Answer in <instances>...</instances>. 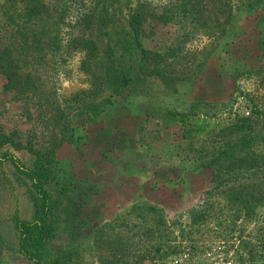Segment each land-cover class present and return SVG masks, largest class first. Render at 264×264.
Returning a JSON list of instances; mask_svg holds the SVG:
<instances>
[{
	"label": "rangeland",
	"instance_id": "1",
	"mask_svg": "<svg viewBox=\"0 0 264 264\" xmlns=\"http://www.w3.org/2000/svg\"><path fill=\"white\" fill-rule=\"evenodd\" d=\"M42 1L50 15L38 26L51 31L62 0ZM134 1L147 2L157 13L182 0ZM188 2L193 10L174 14L167 23L144 20L145 47L166 57L158 62L165 63L162 76L147 75L143 85L114 96L94 118L73 117L71 138L55 150V177L48 189L64 185L80 208L69 217H77L74 222L56 224L47 246L52 254L75 250L70 264H264V250L259 254L263 237H254L259 228L264 231V201L238 225L231 223V209L219 195L209 199L212 208L204 216L192 218L211 178L199 161L218 138L206 134L191 139L171 114H206L208 122L222 125L259 104L263 72L257 71L256 41L264 22V0L253 12L232 11L226 35L235 33L229 38L220 37L215 27L222 18L217 11L223 9L222 0ZM70 8L69 16L76 20L78 10L72 3ZM3 34L5 26L0 28ZM40 47L38 54L27 57L35 80L32 92L23 95L17 87H5L0 75V132L14 131L16 140L30 141L42 151L60 133L56 103L88 89L91 76L81 65L86 57L82 51L62 45L53 50L44 42ZM169 48L172 54L165 55L171 53ZM234 48L243 60L235 57ZM8 150L21 161L30 159L24 148ZM9 170L0 163V264H29L15 250L12 218H29L31 201ZM53 200L54 211L63 218L66 201L57 196ZM250 243L256 245L251 253Z\"/></svg>",
	"mask_w": 264,
	"mask_h": 264
},
{
	"label": "trees",
	"instance_id": "2",
	"mask_svg": "<svg viewBox=\"0 0 264 264\" xmlns=\"http://www.w3.org/2000/svg\"><path fill=\"white\" fill-rule=\"evenodd\" d=\"M1 1L0 28L4 29L5 26L7 33L5 36L0 35V75L5 80V87H17L23 95L34 90L35 80L30 73L27 57L42 50L41 42L53 50L62 45L63 49L79 50L86 56L81 65L90 74L91 85L56 103L54 113L60 133L55 142L39 151L30 141L21 143L16 140L13 137L14 131L0 132V147L5 145L0 150V163L10 167L14 184L25 188L32 206L29 218H12L16 252L29 264H70L69 260L75 250L70 248L61 254H52L47 246L55 235L56 224L66 225L69 220L74 222L77 217L73 220L69 217L80 208L76 199L66 195L64 185L56 187L54 191L48 189L55 177V150L71 138L73 117L84 115L89 119L94 118L103 112L114 96L128 88L143 85L147 75L162 76L165 63L159 65V61L166 57L147 49L142 41L145 18L167 23L174 14H185L193 9H189L191 4L188 0H182L175 6L170 5L165 11L157 13L144 1L62 0L55 26L48 31L47 27L38 26L39 21L50 15L42 0ZM68 1L78 10L76 20L69 16L71 3ZM221 6L223 9L218 8L217 11L222 18L215 24L221 33L220 37L227 34L226 27L233 17L234 9L250 13L260 9L263 0H222ZM175 8L180 9L176 12L173 10ZM260 33L256 41L260 63L257 71L263 72L260 81L263 95L260 96L259 104L252 105L246 115H238L222 125L208 122L206 114L199 116L189 112H171L187 128L191 139L206 134L218 138L214 140L215 144L208 156L199 161L200 166L210 170L211 178L192 218L204 216V211L212 208L213 201L209 199L219 195L231 209V223L238 221V225L250 218L253 209L264 201V22ZM230 50L232 54L234 51ZM238 51L235 50V57L243 60ZM169 52H165V55L172 54L171 48ZM101 91L106 94H101ZM213 130L214 134H210ZM8 146L24 148L30 154V159L21 161L8 150ZM56 196L66 201L63 218L54 211L53 197ZM259 229L254 237L261 233L264 240V231ZM150 231L147 230V234ZM236 239L240 242V234ZM2 245L3 236L0 233V253ZM255 247L254 243H250L249 253ZM261 250L259 254L264 249Z\"/></svg>",
	"mask_w": 264,
	"mask_h": 264
},
{
	"label": "built area",
	"instance_id": "3",
	"mask_svg": "<svg viewBox=\"0 0 264 264\" xmlns=\"http://www.w3.org/2000/svg\"><path fill=\"white\" fill-rule=\"evenodd\" d=\"M230 263H231L230 260H219L215 264H230Z\"/></svg>",
	"mask_w": 264,
	"mask_h": 264
}]
</instances>
